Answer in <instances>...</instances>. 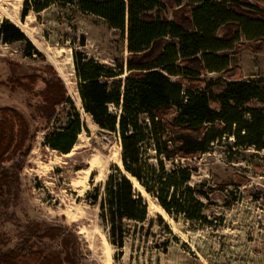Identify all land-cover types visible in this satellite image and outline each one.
Here are the masks:
<instances>
[{
	"label": "trees",
	"instance_id": "16d2710c",
	"mask_svg": "<svg viewBox=\"0 0 264 264\" xmlns=\"http://www.w3.org/2000/svg\"><path fill=\"white\" fill-rule=\"evenodd\" d=\"M168 2L179 6L171 20L164 15ZM256 2L258 6L245 2L244 8L240 0L23 1V17L53 5L76 4L126 36V64L73 53L84 111L100 128L118 134L122 148L123 168L114 165L100 200L110 241L119 248L130 233L125 221L142 223L149 215V204L129 175L169 214L197 220L203 217L201 197L208 192L204 184H190L197 166L183 160L209 151L213 142L227 137L234 138L236 149L264 150V79L238 77L229 54L246 47L244 41L254 42V50L264 52V0ZM19 40L30 43L16 24L5 20L0 42ZM46 67L50 71L45 70L47 76L42 78L39 110L50 118L62 108L66 122L45 136V144L69 153L85 124L62 78L51 65ZM208 73L223 76L203 78ZM215 85L220 86L217 91L212 89ZM37 130H31L16 109L0 108V204L6 207L13 206L18 196ZM57 227L33 225L12 248H0V264H78L69 254L62 255L63 250L34 248L32 233L40 238L64 236Z\"/></svg>",
	"mask_w": 264,
	"mask_h": 264
},
{
	"label": "rangeland",
	"instance_id": "374dc122",
	"mask_svg": "<svg viewBox=\"0 0 264 264\" xmlns=\"http://www.w3.org/2000/svg\"><path fill=\"white\" fill-rule=\"evenodd\" d=\"M23 1L0 0V25L11 21L30 41L0 42V108L16 109L31 130H38L14 205L0 204V248H12L33 225H57L64 236L40 238L32 233L34 248L63 250L62 255L69 254L78 264H264V150L236 149L232 137L215 141L209 151L183 160L197 166L190 184H204L208 192L201 197V219L169 214L129 175L149 204L148 219L125 221L130 233L122 249L110 241L100 200L114 165L123 168L122 148L118 134L100 128L84 111L73 53L85 52L107 64H126V36L76 4L53 5L23 17ZM240 1L244 8L245 2L258 6L256 0ZM177 8L168 2L165 17L173 19ZM244 42L246 47L229 51L230 67L239 69L241 79H264V52L254 50V42ZM48 65L64 81L85 124L69 153L45 144V136L66 122L62 108L50 118L39 110ZM220 76L208 73L203 78ZM149 156L154 162L153 150ZM62 237L66 238L64 247Z\"/></svg>",
	"mask_w": 264,
	"mask_h": 264
},
{
	"label": "bare ground",
	"instance_id": "6f19581e",
	"mask_svg": "<svg viewBox=\"0 0 264 264\" xmlns=\"http://www.w3.org/2000/svg\"><path fill=\"white\" fill-rule=\"evenodd\" d=\"M136 185V184H135Z\"/></svg>",
	"mask_w": 264,
	"mask_h": 264
},
{
	"label": "water",
	"instance_id": "95a60500",
	"mask_svg": "<svg viewBox=\"0 0 264 264\" xmlns=\"http://www.w3.org/2000/svg\"><path fill=\"white\" fill-rule=\"evenodd\" d=\"M123 164V163H122Z\"/></svg>",
	"mask_w": 264,
	"mask_h": 264
}]
</instances>
